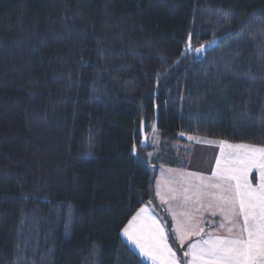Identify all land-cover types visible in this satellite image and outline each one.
Wrapping results in <instances>:
<instances>
[{
	"label": "trees",
	"instance_id": "obj_1",
	"mask_svg": "<svg viewBox=\"0 0 264 264\" xmlns=\"http://www.w3.org/2000/svg\"><path fill=\"white\" fill-rule=\"evenodd\" d=\"M191 135L264 146V0H0V264H147V203L177 247L155 179Z\"/></svg>",
	"mask_w": 264,
	"mask_h": 264
},
{
	"label": "snow or ice",
	"instance_id": "obj_2",
	"mask_svg": "<svg viewBox=\"0 0 264 264\" xmlns=\"http://www.w3.org/2000/svg\"><path fill=\"white\" fill-rule=\"evenodd\" d=\"M187 49L200 54L206 46L193 48L189 37ZM225 148L231 151L226 153ZM220 156L211 180L188 173L178 181L181 192L169 189L181 208L179 213L168 209L175 221L173 236L181 246L200 237L183 253L190 258L187 264H264V147L222 142ZM254 168L259 169L257 186L249 178ZM193 175L199 184L188 179ZM160 199L166 203L163 195ZM205 213L223 218L215 231L205 232V225L212 223ZM165 229L148 207H142L123 232L152 264H181ZM220 229L227 234H217Z\"/></svg>",
	"mask_w": 264,
	"mask_h": 264
},
{
	"label": "crops",
	"instance_id": "obj_3",
	"mask_svg": "<svg viewBox=\"0 0 264 264\" xmlns=\"http://www.w3.org/2000/svg\"><path fill=\"white\" fill-rule=\"evenodd\" d=\"M192 138H193V136H192ZM194 138L197 141H200L201 143L202 142L208 143L210 140H212L211 138H207V137H194ZM189 140H190V138H189ZM217 141L222 142V140H218V139H217ZM178 168H180V169H176V166H164L159 171V173L157 174V177L155 179V195L157 197V202L160 206L162 205L163 207H165V211L168 214V216L170 217L174 229H175V221L172 219L171 213L169 212L168 209H169V207H171V209L173 211H176L177 213H179L181 211V208L179 207V203H180L179 198L173 199L172 193L169 191V189H175L177 191V193L181 192L183 186L180 183H178V181L182 177L186 176V174H188V173L199 174V176H203V177L207 178L208 180H211L213 172L216 171V169L209 170V169H204V168H188L187 167V169H186V166L185 167H178ZM160 175L162 178L160 177ZM250 177H251L250 179L252 180L253 185L257 186L259 184V171L253 170V173L250 175ZM188 179H190L195 184H199L201 182L196 175H193L192 177H188ZM157 191L160 192V195L164 196L166 203L161 201L160 195H157ZM165 191H167V192H165ZM142 207H148L149 211L153 215H155L158 220H160L161 222H163L166 225V222H165L163 216L160 214V212L157 210V208L155 207V205L153 203L152 204H148V203L144 204ZM139 210L137 212H139ZM137 212L132 216V218L137 214ZM132 218L129 221H131ZM204 218L210 219L212 221V223L205 225V232L215 231L217 229L219 222L223 219L221 216H219V214L214 218H210L207 213L204 214ZM127 225H128V223H127ZM127 225H125V227ZM165 230L168 233V237H169V232L167 230V226H166ZM217 234L226 235L227 233L223 229H220ZM122 236H123V239L138 253V255L147 264H152V261L149 258H147L146 256H144L140 252V249L138 247H136L124 235L123 230H122ZM197 239H200V237L193 236L190 240L185 241V242H187L186 243V251L188 249L189 244L195 242ZM168 242L171 246L170 239H168ZM173 250L175 251L174 248H173ZM189 259H190L189 257H185V264H187V261Z\"/></svg>",
	"mask_w": 264,
	"mask_h": 264
},
{
	"label": "rangeland",
	"instance_id": "obj_4",
	"mask_svg": "<svg viewBox=\"0 0 264 264\" xmlns=\"http://www.w3.org/2000/svg\"><path fill=\"white\" fill-rule=\"evenodd\" d=\"M192 136H193V138H192ZM194 137H198V136H195V135L189 136V138H192V139H190V143L187 145V147L190 150V154L187 158V161L185 162V160H184L183 163H179L178 165H180V166L177 165L176 169H180L178 167H185V166H186V169H187V167L188 168H204V169H209V170L216 169V161L218 159H221L220 151H221V147H222V142H226L227 144H233V145L244 144V145H248L250 147H257V148L264 147V146H260V145L250 144V143L230 142L227 140H222V142H219V141H217V139H212L208 143H205V142L201 143L200 141H197ZM148 139H149L148 140L149 145L152 148L155 147L154 150L149 153L150 156H153L154 152L157 151V146L160 145V133L156 130V128H153ZM224 150L226 153L231 151L230 149H227V148H225ZM153 166H154V168H156L157 165L154 164ZM164 166L165 165H162V164L160 165L158 173ZM222 166H223V162H222ZM253 170L259 171L258 168H254ZM253 170H252L251 174L253 173ZM160 177H161V175H160ZM249 178H251V177H249ZM157 192H159V191H157ZM165 192H167V191H165ZM148 204H152V203H148ZM161 207L163 208V210H165V207H163L162 205H161ZM173 232H174V227H173ZM175 242L177 244V247L174 246V244H171V247H173L175 249L177 256L180 258V261L182 264V258L184 257L183 253L186 251V243L187 242H185L183 246H181L179 244V241L176 239H175ZM184 262H185V257H184Z\"/></svg>",
	"mask_w": 264,
	"mask_h": 264
},
{
	"label": "water",
	"instance_id": "obj_5",
	"mask_svg": "<svg viewBox=\"0 0 264 264\" xmlns=\"http://www.w3.org/2000/svg\"><path fill=\"white\" fill-rule=\"evenodd\" d=\"M221 38H218V39H215V40H213V41H211V42H209V43H207V44H205L204 46H206V50L205 51H207V50H209L212 46H214L219 40H220ZM205 51H203V52H205ZM202 52V53H203ZM202 53H200V54H202ZM200 54H196L197 56H199ZM147 144V139L145 138L144 139V145H146Z\"/></svg>",
	"mask_w": 264,
	"mask_h": 264
}]
</instances>
